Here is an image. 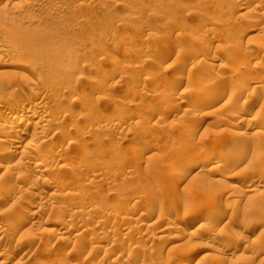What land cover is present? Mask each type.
I'll return each mask as SVG.
<instances>
[{
	"label": "rangeland",
	"instance_id": "obj_1",
	"mask_svg": "<svg viewBox=\"0 0 264 264\" xmlns=\"http://www.w3.org/2000/svg\"><path fill=\"white\" fill-rule=\"evenodd\" d=\"M0 15V264H264V63L249 61L264 0H0Z\"/></svg>",
	"mask_w": 264,
	"mask_h": 264
},
{
	"label": "bare ground",
	"instance_id": "obj_2",
	"mask_svg": "<svg viewBox=\"0 0 264 264\" xmlns=\"http://www.w3.org/2000/svg\"><path fill=\"white\" fill-rule=\"evenodd\" d=\"M21 1V0H20ZM241 2V1H240ZM20 3V2H19ZM8 7V6H7ZM238 8V7H237ZM14 11V10H13ZM3 14V13H2ZM1 16V15H0ZM5 16V15H4ZM3 15H2V19H3V17H4ZM1 31V30H0ZM5 37V36H4ZM4 41H5V39L4 40H2V41H0V45H2L3 43H4ZM261 45V44H260ZM261 47V46H260ZM5 48V47H4ZM232 48V47H231ZM1 49V48H0ZM229 50H231V49H229ZM235 51V50H234ZM253 51V50H252ZM233 52V51H232ZM229 53V52H228ZM252 53V52H251ZM10 54V53H9ZM230 54V53H229ZM223 56L224 55H227L226 53H224L223 52V54H222ZM239 55L241 56V54L239 53ZM251 55V54H250ZM249 55V56H250ZM237 58H242V57H237ZM221 59V58H220ZM178 61H179V59H177ZM222 60V59H221ZM174 61V60H173ZM178 61H174V63L173 64H175V69L176 70H178V66H179V62ZM249 61L250 62H253V63H257L258 65H259V63H264L263 61H264V47H262V48H259L258 50H255V51H253V53H252V55L250 56V59H249ZM141 63V62H140ZM142 64V63H141ZM141 64H139V63H133L132 65H131V70L132 71H135V70H138V69H140V67H141ZM144 64V63H143ZM264 65V64H263ZM258 67H260V66H258ZM262 67H264V66H262ZM173 68H174V66H173ZM209 69V68H208ZM175 79H177V80H179L178 79V77L177 78H175ZM226 79V78H225ZM228 79V78H227ZM248 79V78H247ZM208 80V79H207ZM235 79H234V77H232V75H231V77H230V79H229V82L231 81V82H233ZM204 81H205V79H204ZM224 84H226V81L225 80H223L221 83H220V85H219V88L217 89V91H216V95H212L211 97H210V99L208 100V101H206L205 102V104H203L204 105V108H210L214 103H215V101L217 100L216 98H218V97H223L224 95H226L228 92V90L230 89L229 87V89H226L227 87H225V85ZM234 84H236V83H234ZM234 84H232V86L234 85ZM226 85H228V84H226ZM237 85V84H236ZM231 86V85H230ZM235 86V85H234ZM238 87H240V86H238ZM203 88V87H202ZM236 88V87H235ZM203 90V89H202ZM201 91V90H200ZM229 91H231V90H229ZM196 94H198V93H196ZM195 94V95H196ZM202 94V93H201ZM194 95V97H196ZM232 95L233 94H231V95H229L228 97H229V99H231V97H232ZM199 96V95H198ZM227 96V95H226ZM201 97V96H200ZM26 99V98H25ZM201 99V98H200ZM248 100V99H247ZM26 101H28V100H26ZM261 102H264V97L262 98V100H261ZM34 103V102H33ZM33 103H27L28 105V110L26 111L25 109L22 111V110H20L19 112L21 113V114H23V112H24V115H25V111H26V114H27V112L28 113H32L30 116H29V120L31 119H34V118H36L39 114H44V112L43 113H41L42 112V108L44 107H42V106H40L39 104H33ZM230 103V102H229ZM255 103V102H254ZM254 105V104H253ZM9 106V105H8ZM15 106V105H14ZM14 106L12 107V108H14ZM24 106V105H23ZM11 107V106H10ZM203 107V106H202ZM201 107V108H202ZM24 108V107H23ZM253 108V107H252ZM251 108V109H252ZM261 108V107H260ZM263 108V107H262ZM203 110H205V109H203ZM261 109H257L256 111H255V114H260L262 111H260ZM248 112V111H247ZM250 112V111H249ZM18 113V112H17ZM16 113V114H17ZM14 114V113H13ZM23 115V116H24ZM21 116V115H20ZM27 116V117H28ZM258 116H260V115H258ZM26 117V118H27ZM46 117V116H45ZM0 118H5V116H3V113L0 111ZM14 118V117H13ZM44 118V117H43ZM42 118V119H43ZM1 120V121H4V120ZM38 119V118H37ZM45 119V118H44ZM43 119V120H44ZM28 120V119H27ZM41 120V119H40ZM42 121V120H41ZM40 121V122H41ZM32 122V121H31ZM5 123V122H4ZM12 123V122H11ZM17 123V122H16ZM27 123H30V122H27ZM34 123H36V122H34ZM19 124V123H18ZM23 125H25V124H23ZM36 125H38V122H37V124ZM3 126V125H2ZM27 126H28V124H27ZM13 128V127H12ZM40 128V127H39ZM23 131H24V129H23ZM36 131V130H35ZM183 131V130H182ZM9 132V137L11 138V137H14V139L12 140V138H11V141L13 142L14 141V143H15V141H20L22 138H23V136H22V134H23V132L21 131V129H18V128H13V129H11V131H8ZM33 134H31V136H33V135H35V133H34V131L32 132ZM43 133V132H42ZM7 134V133H6ZM40 134V133H39ZM38 134V135H39ZM37 135V133H36V135H35V138H36V136H38ZM62 135V134H61ZM191 134H188L187 136H185L187 139H186V142L188 141V143H190V144H192V143H196V139L195 138H193V136H194V134H192L191 136H190ZM30 136V137H31ZM40 136V135H39ZM39 136L36 138L37 140H39ZM42 136V135H41ZM3 136H0V142H4V141H6V139L4 140L3 138H2ZM4 137H7V135L6 136H4ZM195 139V140H194ZM10 140V139H9ZM37 140H35V141H37ZM31 141H34V139H32V137H31ZM34 141V142H35ZM199 141V140H198ZM7 142V141H6ZM234 144V143H233ZM38 145V144H37ZM190 146V145H189ZM14 148H16V147H14ZM213 148V147H212ZM228 150V149H227ZM226 150V151H227ZM232 151V154L231 155H234L233 156V158L232 159H234V157H236L237 159H245V157L247 156V152L246 151H244V150H242L240 147L239 148H233L232 147V149H231ZM260 150H261V148H260V146L258 147H255L254 148V152H260ZM12 151H14V150H11L9 153H12ZM34 151V150H33ZM33 151H29V152H27L26 153V158L29 160V161H35V160H37V159H39V157H38V154L37 153H35V152H33ZM225 152V151H224ZM222 153V154H218V155H226L225 157H227V154H225V153ZM206 154L207 155H213V152H212V150H211V148H210V150H207L206 151ZM10 155V154H9ZM7 156V155H6ZM216 156V155H215ZM219 156V157H220ZM25 157V156H24ZM218 157V158H219ZM222 157V156H221ZM224 157V156H223ZM222 157V158H223ZM206 158V157H205ZM215 158H217V156L216 157H214V159ZM207 159V158H206ZM220 159V158H219ZM25 160V159H24ZM215 160H217V159H215ZM235 160V159H234ZM50 161V160H49ZM214 161V160H213ZM236 161V160H235ZM234 161V162H235ZM242 161V160H241ZM240 161V162H241ZM36 162V161H35ZM198 162V161H197ZM229 162V161H228ZM232 162H233V160L231 161V165H232ZM32 163V162H31ZM37 163V162H36ZM229 164V165H230ZM36 165V164H35ZM34 165V166H35ZM44 165V162L43 161H40L38 164H37V166H35L36 167V169L38 168L39 169V167L40 166H43ZM47 165V164H46ZM226 165V164H225ZM228 165V164H227ZM34 166H33V168H34ZM72 166V165H71ZM196 166V165H195ZM193 166H191L190 167V169L188 170V172L186 173V174H188L190 171H191V169H193L192 168ZM226 167V166H225ZM50 168V167H49ZM230 169V168H229ZM226 170V169H225ZM36 171V170H35ZM38 171V170H37ZM44 171V170H43ZM227 171V170H226ZM263 173H264V171H263ZM37 174V173H36ZM262 175V177H263V174H261ZM261 176H259L258 178H260ZM262 177H261V179H262ZM264 178V177H263ZM261 179L259 180V181H261ZM13 182V181H12ZM262 183V182H261ZM49 187V186H48ZM234 188H237L238 190L240 189V186L238 185V184H234L233 185V189ZM46 189V188H45ZM48 189H51V187H49ZM54 189V188H53ZM236 189V190H237ZM52 190V189H51ZM46 192V194H47V191L46 190H43V193H45ZM219 193V192H218ZM159 196V195H158ZM158 196H153L152 197V201H151V206L148 208V210H147V214H149L150 212L152 213L153 212V210L156 208L155 207V204L157 203V202H159V200H161V199H159L158 198ZM132 199H133V197H132ZM124 200H126V202H128L129 203V201L131 200V197H129V198H125ZM132 201V200H131ZM134 201V200H133ZM76 208V207H75ZM133 208V207H132ZM208 208V205H207V207H204L203 209H202V212L204 211V210H206ZM220 209V208H219ZM222 209V208H221ZM224 209V208H223ZM134 210V209H133ZM157 210V209H156ZM171 211H169L168 209H166V210H162V211H160L161 213H162V217L164 218V219H170V218H172L173 217V213H172V208L170 209ZM227 210V209H226ZM155 211V210H154ZM223 211H225V210H223ZM217 212V214H215V216H216V220H217V222H219V220L221 221V220H223V219H225L224 218V216H225V214H227V212L229 213V211H225L226 213H224V212ZM206 212V211H205ZM144 214H145V212H144ZM231 214V213H230ZM228 215V214H227ZM226 215V216H227ZM233 215V214H232ZM73 216V215H72ZM145 216H146V214H145ZM225 216V217H226ZM231 216V215H230ZM143 217V216H142ZM145 219V218H144ZM262 221V220H261ZM216 222V221H215ZM258 223V222H257ZM164 225V224H163ZM256 225H258V224H256ZM165 227V226H164ZM170 228H171V226H169ZM167 228H168V226H167ZM167 228H165V229H167ZM173 228V227H172ZM177 228V227H176ZM253 228V227H252ZM50 229V228H49ZM164 229V230H165ZM169 229V228H168ZM255 229V228H254ZM159 230V229H158ZM163 230V231H164ZM50 231V233H51V231H53V229H50L49 230ZM115 231V230H114ZM209 231V230H208ZM56 232V231H55ZM162 232V231H161ZM114 233V232H113ZM130 234V233H129ZM53 235V234H52ZM54 235H55V233H54ZM161 238V237H160ZM176 238V237H175ZM168 239V238H167ZM176 246V245H175ZM175 246H172V247H175ZM243 246V245H242ZM233 250H234V252L235 251H240V250H244V247H241L240 245H235V247L233 248ZM133 252V251H132ZM1 254L2 253H0V256H1ZM133 253H131V255H130V257L131 256H133L132 255ZM180 257H182V255L180 256ZM207 258V257H206ZM131 259V258H130ZM185 258H183V261H182V259H181V261L183 262L182 264H189V262L186 260ZM201 260H204V258L203 257H201V258H199L196 262H195V264H198V263H201L200 261ZM180 261V260H179Z\"/></svg>",
	"mask_w": 264,
	"mask_h": 264
}]
</instances>
